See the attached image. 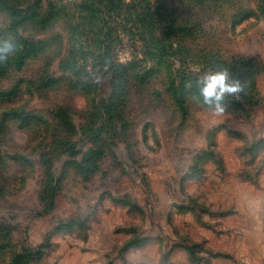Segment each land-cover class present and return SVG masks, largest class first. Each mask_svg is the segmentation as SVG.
I'll return each mask as SVG.
<instances>
[{"label":"rangeland","instance_id":"rangeland-1","mask_svg":"<svg viewBox=\"0 0 264 264\" xmlns=\"http://www.w3.org/2000/svg\"><path fill=\"white\" fill-rule=\"evenodd\" d=\"M58 2L42 6L50 11ZM237 5L231 14L254 7L252 0ZM10 20L0 11V33ZM63 28L0 34L25 48L46 44L0 78V264H247L257 257L264 241V17L221 14L205 24L209 50L257 69L256 102L226 97L219 116L199 102L181 116L164 71L143 81L123 77L139 69L127 63L142 59V46L121 27L111 42L112 71H99L91 56L64 71L56 37ZM174 67L193 82L214 68L202 57ZM48 72L58 82L35 89ZM108 103L118 108L108 112ZM9 108L18 118L2 114ZM56 139L55 149L43 148Z\"/></svg>","mask_w":264,"mask_h":264},{"label":"trees","instance_id":"trees-1","mask_svg":"<svg viewBox=\"0 0 264 264\" xmlns=\"http://www.w3.org/2000/svg\"><path fill=\"white\" fill-rule=\"evenodd\" d=\"M238 1L240 0H75L63 3L60 0L58 4L49 6V11L43 8L42 0H0V11L11 19L1 33L18 37L17 30L23 26L49 30L61 24L65 28L63 32L56 34L59 38V48L64 49V55L59 62L61 69L72 71L81 59L84 61L91 56L99 65V71L105 69L110 72L115 65L111 42L121 27V31L140 40L142 46V59L127 63L138 65L140 70L132 74L124 71L122 76L136 77L143 81L148 76L164 71L162 77L166 86L165 92L181 116H185L189 103L197 102L192 98L197 90H188L185 87L191 80L190 76H187L190 72L183 70V67L176 69L175 62L190 66L202 57L214 68L228 67L241 81L244 79L246 84H251L250 88L245 84L247 88L240 94L245 98L244 102H256L253 99L255 93L250 94L253 91V77L257 74V69L243 57L209 50L204 40L205 24L221 14L226 17L232 14L233 17H248L251 14L264 17V0H252L254 7L250 8L239 5L240 10L231 14L229 9L233 10V6H238ZM44 46L46 47V44L40 47L32 44H28L27 48L20 46L19 51L10 56L7 63L0 64V78L21 68L30 56L37 55ZM81 67L83 71L84 65ZM57 82L58 80L48 72L38 77L35 89L46 90ZM241 99L232 100L237 105H243ZM104 107L108 112L118 108L114 103L105 104ZM2 114L12 116L13 119L18 118L13 108L3 111ZM28 119L30 117L25 118ZM1 123L0 121V129H3L5 125ZM64 123L71 128L70 122ZM54 141L49 145L44 144L43 148L48 146L55 149V144L60 143V139ZM49 154V150L43 152V156ZM11 231L12 229L8 228L4 233L9 234ZM19 258V255L15 256L16 260Z\"/></svg>","mask_w":264,"mask_h":264},{"label":"clouds","instance_id":"clouds-1","mask_svg":"<svg viewBox=\"0 0 264 264\" xmlns=\"http://www.w3.org/2000/svg\"><path fill=\"white\" fill-rule=\"evenodd\" d=\"M20 49L15 37L5 35L0 37V64L7 63L8 58ZM195 86L197 93L192 96L197 102L207 106L208 110L219 116L227 111L226 97H239L245 90V83L241 81L228 67H215L196 76L185 87L191 90Z\"/></svg>","mask_w":264,"mask_h":264},{"label":"crops","instance_id":"crops-1","mask_svg":"<svg viewBox=\"0 0 264 264\" xmlns=\"http://www.w3.org/2000/svg\"><path fill=\"white\" fill-rule=\"evenodd\" d=\"M248 258V259H247ZM247 264H264V241L261 242L257 257H247Z\"/></svg>","mask_w":264,"mask_h":264}]
</instances>
